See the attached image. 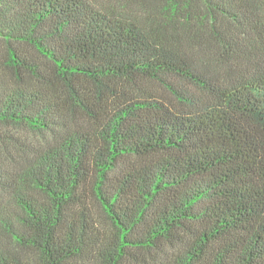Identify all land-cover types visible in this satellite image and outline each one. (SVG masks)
<instances>
[{
  "label": "trees",
  "instance_id": "obj_1",
  "mask_svg": "<svg viewBox=\"0 0 264 264\" xmlns=\"http://www.w3.org/2000/svg\"><path fill=\"white\" fill-rule=\"evenodd\" d=\"M1 46L0 264H264V0H0Z\"/></svg>",
  "mask_w": 264,
  "mask_h": 264
},
{
  "label": "rangeland",
  "instance_id": "obj_2",
  "mask_svg": "<svg viewBox=\"0 0 264 264\" xmlns=\"http://www.w3.org/2000/svg\"><path fill=\"white\" fill-rule=\"evenodd\" d=\"M5 52L4 47L1 46L0 48V63L4 60ZM11 132L16 134L17 137L22 138L24 141L32 142L33 144L39 145L42 143V136L37 132L33 131L29 128H23V129H11ZM11 150H15L14 148H11ZM24 170H26V167H23ZM91 214L93 216V220L97 224V227L99 230L103 231L106 235L116 234V229L113 227L111 222L108 220L104 212L99 208V206L92 201L91 207H90ZM34 253V252H33ZM32 255V254H31ZM34 258L37 259V255H34Z\"/></svg>",
  "mask_w": 264,
  "mask_h": 264
}]
</instances>
